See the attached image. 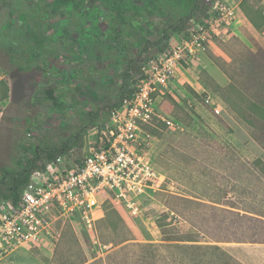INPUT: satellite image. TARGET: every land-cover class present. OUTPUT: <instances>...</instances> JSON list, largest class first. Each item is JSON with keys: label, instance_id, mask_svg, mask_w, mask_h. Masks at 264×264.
<instances>
[{"label": "rangeland", "instance_id": "1", "mask_svg": "<svg viewBox=\"0 0 264 264\" xmlns=\"http://www.w3.org/2000/svg\"><path fill=\"white\" fill-rule=\"evenodd\" d=\"M189 1L110 0L105 8L100 0H86L76 10L72 3L23 0L22 12L15 7V1L0 0V176L6 168L19 169L24 164L30 152L25 147L41 140L60 142L86 125L92 111H99L98 124L85 130L81 144L60 157L59 164L71 167L82 159L91 146L97 145L103 125L110 120L107 108L119 100L120 74L128 58H137L146 41L155 40L164 25L188 14ZM212 1L205 0L209 16L200 12L190 21L186 32L173 33L170 48L211 19ZM220 1L235 9L236 19L228 25H216L204 48L189 62L179 59L184 67L177 68L168 92L156 101V114L144 124L151 135L153 160L168 175L154 197H143L138 212L134 213L106 194L109 202L105 201L103 206L118 211L111 214L108 224L104 223L106 210L93 228L85 227L78 219L68 221L54 246H25L18 255L0 260V264H60L63 254L66 264H73L79 248L91 262L113 247L100 239L102 227L108 225L105 235L114 242L125 235L133 240L162 241L164 234L158 224L160 219L168 222L161 218L164 215H173L167 208L170 194L187 195L189 172H197L187 159L196 149L197 141L214 139L217 144H212L209 151L205 147L208 158L203 168L209 173L222 172L217 160L219 143L232 146L250 161L264 159V149L223 103L220 93L230 80L212 59L213 52L234 36L249 45L252 41L264 45V24L256 28L249 23L253 17L264 16V0ZM115 2L123 8L127 5L128 10L116 15L111 8ZM37 3L42 9L38 13ZM18 30L24 36L22 42L13 45L20 52L11 60L5 47ZM162 55L151 45L143 54L144 62L139 63L140 71L135 72V82L144 77L148 64L160 60ZM51 90L53 98L49 95ZM235 168L233 165L232 170ZM119 216L125 220L124 224ZM175 227L181 242L197 239V229L184 219H179ZM73 232L77 241L70 238ZM206 239L186 242L218 243L243 256L248 253L245 247H251Z\"/></svg>", "mask_w": 264, "mask_h": 264}, {"label": "trees", "instance_id": "2", "mask_svg": "<svg viewBox=\"0 0 264 264\" xmlns=\"http://www.w3.org/2000/svg\"><path fill=\"white\" fill-rule=\"evenodd\" d=\"M13 1L16 2L15 7L18 6L20 11L24 12L23 0ZM85 1L56 0L59 4L72 3L76 10L81 9ZM109 2L110 0H100L105 8L109 6ZM188 3V14L173 19L167 26L164 25L155 40L146 41L137 58H128L120 74L119 100L107 108L110 115L114 108L123 105L136 91L140 80L135 82V72L140 71L139 65L144 62L143 54L149 47L155 45L161 53H165L171 46L173 33L186 32L190 21L200 12L208 15L205 0H190ZM115 5L111 8L116 10V15L128 10L127 5L126 8L118 2H115ZM36 6L38 13L42 9L39 3ZM249 23L257 28L264 24V16L253 17ZM23 36L18 30L15 38L8 40L5 49L11 60L20 52L15 50L13 45L22 42ZM115 38L118 40L120 36ZM212 59L230 80L228 86L220 93L223 103L238 123L247 129L251 137L264 149V45L256 41L249 45L234 36L231 41L223 43L218 51L213 52ZM49 93L53 98V91ZM99 117V111H92L90 121L86 125L60 142L41 140V143L25 147L30 152L27 153L24 164L19 169L6 168L1 174L0 197L17 202L21 190L30 182L32 173L45 168L48 162L59 161L60 157L80 145L85 130L97 125ZM214 142V139L197 141L196 149L190 152L192 155L187 159L196 166L197 172H189L190 189L187 195L170 194L167 208L173 215H164L161 218H166L168 222L160 219L158 224L164 234L162 241L133 240L134 238L125 235L122 240L114 242L105 235L109 225L104 226L100 239L104 244H112L113 247L104 256L91 262L79 248L77 260L73 264H244L218 243L186 242L203 238L215 242H264V159L250 161L232 146L219 143L217 160L222 172L209 173L203 166H207V150H211V145L216 144ZM181 151L183 152L182 148ZM233 165H236L234 170ZM210 188L216 191H211ZM106 202H109V199ZM104 210L108 214L104 223L108 224L111 214L118 211L107 206ZM181 218L197 229V239H184L183 242L177 239L178 231L175 225ZM119 219L124 224L125 220L120 216ZM70 238L72 241L78 240L74 232ZM62 256L60 264H66L65 254Z\"/></svg>", "mask_w": 264, "mask_h": 264}, {"label": "built area", "instance_id": "3", "mask_svg": "<svg viewBox=\"0 0 264 264\" xmlns=\"http://www.w3.org/2000/svg\"><path fill=\"white\" fill-rule=\"evenodd\" d=\"M211 3L210 22L198 25L160 60L148 64L132 97L112 110L96 146L71 167H60L57 161L35 170L17 202L0 199V260L25 246H54L68 221L78 219L93 228L103 215L106 194L134 213L143 197H154L168 175L153 160L144 124L156 114V101L168 92L177 68L184 67L179 59L189 62L217 26L236 19L232 6L220 0ZM205 100L209 103L210 97Z\"/></svg>", "mask_w": 264, "mask_h": 264}, {"label": "crops", "instance_id": "4", "mask_svg": "<svg viewBox=\"0 0 264 264\" xmlns=\"http://www.w3.org/2000/svg\"><path fill=\"white\" fill-rule=\"evenodd\" d=\"M0 199H4V198L0 197ZM233 243L240 244L241 246H247V245L251 246V247H245V249L248 252L246 256L236 255L234 252L230 250V252L241 262H243L244 264H264V242H233ZM22 249L17 250L13 254L16 253L15 256L18 255V252Z\"/></svg>", "mask_w": 264, "mask_h": 264}]
</instances>
